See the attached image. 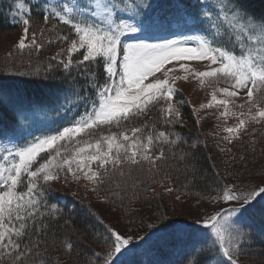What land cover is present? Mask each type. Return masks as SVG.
I'll list each match as a JSON object with an SVG mask.
<instances>
[{"label":"snow or ice","instance_id":"6c2138e0","mask_svg":"<svg viewBox=\"0 0 264 264\" xmlns=\"http://www.w3.org/2000/svg\"><path fill=\"white\" fill-rule=\"evenodd\" d=\"M33 7L30 0H13V23L21 26L13 48L38 54L53 43L67 46L46 61L29 59L22 64L23 70L13 63L0 71L47 77L61 68L68 76L73 71L77 75L62 81L66 87L51 102L0 95V105L6 104L13 117L11 129L0 130V264H49L46 217L62 212L57 203H48L53 182L63 179L66 184L79 185L85 181L93 192L104 189L102 203L123 199L121 193L127 192L129 180L133 189L143 183L133 176L134 170L150 177L162 175V184L173 182L169 156L189 157L188 152L176 156L175 149L187 141L176 131L166 130L179 123L180 107L184 106V101H179L180 107L173 103L179 92L177 80L187 81L191 76L212 90L210 100L200 109H222L212 133L220 143L235 146L259 130L253 125L264 126V17L248 12L240 0H218V7L208 11L204 9L209 5L200 3L195 12L175 3L174 17L185 25L191 18L197 30L194 35L172 39L153 35L172 21L157 14L152 0H39L43 26L35 24ZM190 61L205 62V70H197ZM221 82L226 86L221 87ZM81 104L84 111L54 134L23 138L24 125L34 121L38 112L61 108L70 112ZM153 109L157 118L135 125ZM230 119L236 122L229 125ZM200 143L204 142L197 140L189 147L195 150ZM256 143L249 140L245 146ZM217 147L231 152L219 143ZM245 159L240 156L241 161ZM173 190L166 188L165 192ZM215 192L208 197L214 211L194 221L208 230L211 248L193 244L185 253L184 264H241V249L249 234L236 220L264 197V177L248 184L233 180L218 185ZM89 212L104 227V247L91 250L74 264H118L133 237L122 235L91 209ZM77 241L66 234L59 245L55 240L53 245L71 259ZM54 259L61 264L59 257Z\"/></svg>","mask_w":264,"mask_h":264},{"label":"trees","instance_id":"16d2710c","mask_svg":"<svg viewBox=\"0 0 264 264\" xmlns=\"http://www.w3.org/2000/svg\"><path fill=\"white\" fill-rule=\"evenodd\" d=\"M30 2L34 6L32 17L35 24L37 26H43L41 12L38 7L39 0H30ZM240 3L248 12L254 14L256 17H264V0H240ZM12 4L13 0H0V70L4 68L5 64L11 65L13 63H15L20 70H23L22 64H26L29 59H31L33 63L37 61H46L47 58L59 48L67 46L64 43H53L50 46H46L44 50L38 54L35 51L30 52L29 50H24L22 53L16 51L13 45L18 39L15 37L16 34L19 33L20 35L21 33V26L13 23V17L11 15ZM67 31L68 29L64 28V32L66 33ZM9 52L13 53L11 57L7 55ZM76 75L75 71L71 73V76ZM71 76H68L61 68L56 69L55 72L49 74L47 77L43 73L38 77H26L9 75L4 71H0V95H4L8 99L22 98L31 101L51 102L60 96L62 90L66 87L62 81L66 77L71 79ZM80 83H83L82 79H80ZM174 100L178 102L184 101V106L181 107V111L183 116L186 115L187 122H185V120L182 122L180 119L174 129L166 130L176 131L187 141V144L182 143L175 149L176 156L179 157L181 152L189 153V157L186 160L173 159L170 155L167 161V164L171 166L168 171L173 178V182L168 184L173 187L176 192L189 196L208 198L210 195L216 194L215 190L218 185L228 183V177H235L238 179L237 175H241L242 178L238 179L240 182L257 183V180L260 179L258 175L264 176V126L253 125V127L259 128L255 134L246 136L243 142H238L235 146L225 145L220 143L219 139L210 133L211 126L206 121H204V125H202L201 122L197 125L196 121H200V119L197 117L196 113H193L192 107L187 102V97L183 92L179 91ZM83 111V104L79 107L72 108L70 112H65L63 108L59 110H44L43 112L56 118L54 125L48 128L46 132L48 134H54L57 129L66 126L68 121L72 120ZM157 117L158 113L153 109L148 112L146 116L141 117L134 123L138 126L145 120H149V118L155 119ZM150 124L151 120L149 126ZM12 125L13 117L7 105H0V130L8 131L11 129ZM128 126L131 127L132 125ZM157 127L159 128L160 125L158 124ZM115 130L116 129H113V131ZM197 140L206 143L207 146L205 147L204 143H200L195 150L190 149L189 146ZM249 140H255L257 143L254 146H245ZM218 143L221 148H231V152H221L217 147ZM241 155L246 156L244 161L240 160ZM233 156L235 159L232 158ZM193 168L195 171L192 170ZM217 173H219V175H217ZM133 176L142 180L143 183L133 189L131 187L132 181L129 180L127 192L121 193L123 199H116L115 202H112L113 198H110L109 203L113 205L111 206L112 208L116 207L120 210H124L134 205L135 202L142 201V199L150 200L148 201V206L154 207V200L151 198L147 199L146 197L152 196L151 190L162 184L159 182L162 179V175L150 177L147 172L134 170ZM244 177H249V180H243ZM153 180L156 182L153 183ZM52 189L53 191L49 193L48 196V203H57L59 208L62 209V212L58 216L46 217V222L49 224L47 240L49 264H55L54 258L56 257H59L61 264H67L68 262L74 264L77 258L90 255L91 250L100 251L101 248L104 247L101 239L105 234L104 227L97 222L95 216L90 214L89 209H91L96 216L102 218L106 224L109 223L96 211L92 203H89L90 201L85 193H82V196H80L79 194L75 195L67 191L55 188ZM98 193L100 196H103L106 194V191L101 189ZM137 209L138 208L135 207L132 208L130 217L134 220L136 219V221L147 222V220L141 216L142 213ZM141 210L144 211V208H141ZM127 211V213H130V209H127ZM65 221L68 223L65 224ZM239 225H241L239 227L243 231L249 234L243 242L241 254L251 255L256 258H264V197L256 199L252 205L247 208ZM160 227L157 229L158 232L154 231L155 233L151 236L145 237L142 241L140 240L134 245L139 246L142 243H146L144 248L148 251L154 243L160 240L166 244H170L180 226L171 224L163 229H160ZM188 228H190L187 232L189 237L185 241L184 251L181 254L167 263L150 257L147 262L142 260L144 264H184L185 253L192 248L193 244H196L198 248L208 250L209 242H205L203 239L198 238V235L201 232H206V230L200 231L195 227ZM66 234L74 241H77V237L80 238L72 251L71 259H68L62 250L53 245V240H55L56 245H59L60 240H62ZM137 247L132 251H135ZM43 250L44 248L42 247L41 251ZM147 251H144V253H147ZM209 254L211 255L213 253L210 252ZM159 255L160 259L166 257L164 253H160ZM134 256L130 255L128 257L130 262H123L122 264H138L135 262L137 259L131 258Z\"/></svg>","mask_w":264,"mask_h":264},{"label":"rangeland","instance_id":"374dc122","mask_svg":"<svg viewBox=\"0 0 264 264\" xmlns=\"http://www.w3.org/2000/svg\"><path fill=\"white\" fill-rule=\"evenodd\" d=\"M152 3L156 4V0H152ZM206 4L209 6L211 4H214L216 7H218V0H208ZM207 9L208 8H206V10ZM189 22H191V20ZM196 30L197 29L194 28H188L185 32H183L181 29H177V27H171V30L168 33L155 34L156 32L154 30L153 35L157 39H172V38H176L181 34L194 35L196 34ZM18 36L19 33H17L15 37L18 38ZM189 63H191L192 67L196 68L197 70L200 71L205 70V62L190 61ZM176 75L182 76L183 73L177 72ZM220 86L223 87L226 85L223 82H221ZM175 87L186 95L187 102L192 107L193 113H194V109L198 110L195 113L197 117L200 119L201 124L204 125V121H206L211 126L210 133L211 134L214 133L215 132L214 126L216 125V123H218V121L216 120V116L218 115L219 111L222 109H218L215 106L211 109H200L201 104H206L210 100L212 90L206 85L201 86L199 81L191 76L187 81H184L183 79L177 80L175 83ZM173 103L177 107H180L178 101L173 100ZM180 112H181L180 119L182 120V122L184 120L185 122H187L186 115L183 116L181 107H180ZM235 122L236 121L234 119H230L228 120L227 123L231 125ZM220 123H223V121H220ZM30 124L32 126H35L36 124L39 125L47 124V126L49 127L51 124L50 116L38 112L35 116V120L29 121L27 123V125ZM221 135H223V133H221ZM237 177L238 179L242 178L241 175H237ZM262 177L264 176L258 175V178L260 179L257 180V183L261 181ZM238 179L235 177H228L227 182L231 183L233 180L240 182ZM243 180H249V177L247 178L244 177ZM244 183H248V182L245 181ZM169 184L165 183L154 187L151 190V193L153 195L151 194L152 196L146 197L147 199L151 198L152 200H154L153 201L154 207L148 206V201L150 200L142 199V201H138V202L134 201L135 202L134 205L131 204L132 206L127 207L124 210H120L116 207L112 208L111 206L113 205L109 203L110 201L108 203H102L100 200L101 197L100 194L97 192H93L91 190V186L88 185L85 181H81L79 185H77L74 182H69L66 184L65 181L61 179L57 182H53L51 184V188L67 191L75 195L79 194L80 196H82V193H85L88 196V200L90 201L89 203L90 204L92 203L96 211L111 226L115 227L118 231H120L122 235L133 237V244L128 246L127 251L123 255L119 256L118 264H122L123 262H130L128 258L130 255L131 256L135 255L134 257L131 258L137 259L135 260V262H137L138 264H144L143 261L147 262L150 257L159 259L161 262L167 263L168 261L174 259L177 255L181 254L184 251L185 241L189 237V234L185 231V229L188 227H195L206 230L207 232L200 233L198 235V238L203 239L205 241L206 238L208 237V241H207L209 242L208 249L211 248V239L209 238L208 230L205 229L201 224H195L194 221L212 213L214 211V207L210 204L208 198L189 196L183 193L176 192L175 190L171 192H165L166 188H173ZM219 206L220 205H217L216 207ZM133 207L138 208L137 210L142 213L141 216H143V218L147 220V222L136 221V219L134 220L130 217V215L132 214L131 211ZM141 208H144V211H142ZM127 209H130V213H127L128 212ZM243 216H244V212L236 220L238 226H241L239 225V223H240V219H242ZM149 224L155 225V227L149 228L148 227ZM165 224H169V225H165ZM171 224L174 226H178V225L180 226L177 229L176 235L172 243L166 244L165 242L160 240L154 243L148 251L145 250L144 248L146 243L140 246L134 245L136 242L140 241L138 237L141 236H143L144 238L147 236L149 237L153 233L158 232L157 229H159L160 226H161L160 229H163L164 227L170 226ZM135 247H137L135 251H132ZM144 251H147V253H144ZM160 253H164L166 257L164 259H160V255H159ZM240 260H241V264H264V258L261 257L256 258L254 256L246 255V254H241ZM67 264L70 263L68 262Z\"/></svg>","mask_w":264,"mask_h":264}]
</instances>
